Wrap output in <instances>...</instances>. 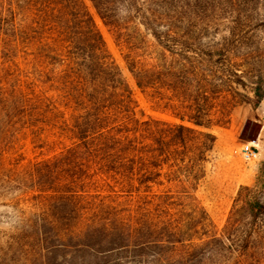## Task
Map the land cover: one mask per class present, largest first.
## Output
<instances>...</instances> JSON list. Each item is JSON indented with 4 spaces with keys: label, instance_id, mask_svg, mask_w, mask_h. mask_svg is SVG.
<instances>
[{
    "label": "trees",
    "instance_id": "16d2710c",
    "mask_svg": "<svg viewBox=\"0 0 264 264\" xmlns=\"http://www.w3.org/2000/svg\"><path fill=\"white\" fill-rule=\"evenodd\" d=\"M89 1L135 86L172 119L138 115L84 0H0V169L6 159L18 169L29 135L39 150L68 141L10 169L36 210L21 240L81 264H264L256 190L240 187L221 228L196 194L212 127L264 96V18L253 28L243 11L254 1L240 0L215 42L198 16L226 0ZM247 83L251 95L238 90Z\"/></svg>",
    "mask_w": 264,
    "mask_h": 264
},
{
    "label": "rangeland",
    "instance_id": "374dc122",
    "mask_svg": "<svg viewBox=\"0 0 264 264\" xmlns=\"http://www.w3.org/2000/svg\"><path fill=\"white\" fill-rule=\"evenodd\" d=\"M253 1L251 9L247 7L243 11L249 15L248 17H252L251 22L247 24L253 28H259L261 24L259 19L264 18V0ZM84 2L105 40L106 47L132 88L138 103V115L141 118L151 116L171 120L172 117L167 113L160 112L152 98L135 86L123 58L124 47L115 40L113 33L103 24L90 1L84 0ZM239 3L240 0L213 3L212 8L198 16L200 21L209 23L211 29L207 36L210 39L213 38V42L220 36L226 35L231 21L237 19L235 9ZM1 68L0 63V79H4L6 74ZM14 75L11 74L10 79H16L17 76ZM247 84L246 90L241 88L238 90L251 95L249 91L251 84ZM212 132L217 136L214 158L207 163L206 177L196 194L213 223L217 228H221L240 187L254 188L264 201V96L258 105H254V102L250 100L236 106L231 113L230 122L225 127H212ZM31 141L32 138L29 135L19 142L17 153L22 154L23 159L17 170L11 168V159H6L0 169V264H81V257L77 252L70 253V250L64 247L42 248L39 252L35 245H25L21 240L25 230L31 229L30 218L36 210L29 198L30 195L24 194L19 188L20 183L9 177L10 169L20 172L28 162L51 155L60 150L63 144L68 143L67 140H63L60 144L46 148L48 150H39ZM245 144L254 145L257 151L254 159L246 161L242 158L241 148ZM41 151L45 154H40ZM7 158L10 156L7 155Z\"/></svg>",
    "mask_w": 264,
    "mask_h": 264
},
{
    "label": "built area",
    "instance_id": "2783aa9c",
    "mask_svg": "<svg viewBox=\"0 0 264 264\" xmlns=\"http://www.w3.org/2000/svg\"><path fill=\"white\" fill-rule=\"evenodd\" d=\"M241 156L246 161L254 159L257 156V151L254 149V145H243L241 148Z\"/></svg>",
    "mask_w": 264,
    "mask_h": 264
}]
</instances>
